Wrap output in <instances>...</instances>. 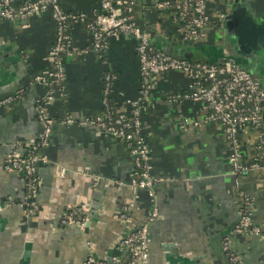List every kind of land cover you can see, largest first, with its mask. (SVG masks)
<instances>
[{"label":"crops","instance_id":"obj_1","mask_svg":"<svg viewBox=\"0 0 264 264\" xmlns=\"http://www.w3.org/2000/svg\"><path fill=\"white\" fill-rule=\"evenodd\" d=\"M155 1L136 0L134 10L154 48L210 63L232 57L264 85V50L260 57L242 54L235 37L218 25H211L200 41H184L169 12L153 7ZM237 2L264 21V0L218 1L211 4L210 12L226 11ZM60 3L71 16L69 33L78 51H68L63 57L64 79L53 80L48 87L33 78L52 66L51 16L0 19V99L14 97L0 103V264H82L88 256L109 261L115 255L126 261L121 239L144 222L153 204L158 215L148 229V264H226L221 248L226 236L243 264H264V233L230 234L243 191L254 199L253 221L264 223V148L256 149V132L246 128L240 132L241 161L258 158L261 167L243 171L237 185L228 162L230 142L221 126L204 121L206 110L201 104L168 97L186 91L189 80L176 71L155 75L141 112L156 178L151 201L144 190L130 184L133 159L123 142L93 125L63 122L64 116L82 120L101 112L106 73L114 75L109 94L113 106L123 97L138 96L135 40L120 33L109 37L102 54L88 50L90 18L74 15L89 14L98 0ZM84 49L88 51L81 52ZM49 91L54 98L44 105L54 120L52 133L42 149L47 161L37 166V210L27 215L24 176L5 170L3 160L12 150L23 151L36 141L41 128L36 102ZM130 202V222L115 218L114 212ZM79 204L89 207L85 225H61L66 209Z\"/></svg>","mask_w":264,"mask_h":264},{"label":"built area","instance_id":"obj_2","mask_svg":"<svg viewBox=\"0 0 264 264\" xmlns=\"http://www.w3.org/2000/svg\"><path fill=\"white\" fill-rule=\"evenodd\" d=\"M218 1L224 0H156L153 7L157 11L169 12L182 40L197 42L207 35L211 25H218L221 30L224 29L228 11L218 10L214 14L210 12L211 4H217ZM135 6L136 0H98V4L89 14L81 12L74 17L81 20L86 17L90 18L86 25L91 35L88 50H93L99 55L107 48L108 39L111 36L125 33L134 38L135 53L139 64L138 96L136 98L123 97L119 105L113 106L109 94L114 75L106 73L101 112L82 120L64 116L63 122L90 124L123 142L133 159L130 184L137 189L144 190L152 201L155 198L156 178L151 172V155L142 129V103L153 87L152 78L155 75L168 71L179 72L189 80L188 89L169 94V99L201 104L206 110L204 121L216 122L221 126L230 142L231 150L228 155L230 172L235 177V183L239 185V174L261 167L258 158H253L246 163L241 161L239 134L244 128L254 130L256 149L264 148V129L261 117L264 106V85L230 57L217 63L193 61L175 57L154 48L151 44L150 33L142 28L135 17ZM42 13H48L55 24L54 42L48 51L52 66L41 70L33 79L36 83L48 87L51 81L64 79L63 57L68 51H78L77 47L72 46L69 33L71 19L69 12L62 8L60 0H0V19L14 20ZM86 50H81V52H86ZM53 98L54 94L49 91L36 102V118L41 125L36 141L23 151L12 150L3 160L5 170L18 171L24 176V204L27 215L35 214L37 210V166L47 161V155L42 149L49 143L54 121L47 114L44 103L52 101ZM12 99L14 97L10 95L1 98L0 103L10 102ZM183 121L188 124L190 120L185 118ZM241 193L243 204L230 234L262 235L264 223H255L250 213L254 199L244 191ZM132 206L131 202L122 204L114 212V217L130 222L129 209ZM88 211L89 207L85 204L70 206L61 217L60 224L63 226L76 224L83 227ZM157 215L158 210L153 204L144 222L123 236L120 243L127 251L126 261H122L116 255L112 256L109 261H100L93 256H88L82 264H148V229ZM221 248L226 264H243L241 255L232 248L228 236L224 237Z\"/></svg>","mask_w":264,"mask_h":264},{"label":"water","instance_id":"obj_3","mask_svg":"<svg viewBox=\"0 0 264 264\" xmlns=\"http://www.w3.org/2000/svg\"><path fill=\"white\" fill-rule=\"evenodd\" d=\"M224 27L226 33H231L235 37L237 47L242 54L252 53L253 55L261 56L262 50H264V21L260 22L257 20L247 5L237 2L231 7L226 14ZM167 53L175 57L181 56V54L179 55L172 52ZM188 59L193 61H203L200 59ZM239 66L247 70L253 77L257 78L246 67L240 64ZM261 117L264 129V106Z\"/></svg>","mask_w":264,"mask_h":264},{"label":"rangeland","instance_id":"obj_4","mask_svg":"<svg viewBox=\"0 0 264 264\" xmlns=\"http://www.w3.org/2000/svg\"><path fill=\"white\" fill-rule=\"evenodd\" d=\"M225 9H226V11H229L230 10V8H228V7H226Z\"/></svg>","mask_w":264,"mask_h":264},{"label":"flooded vegetation","instance_id":"obj_5","mask_svg":"<svg viewBox=\"0 0 264 264\" xmlns=\"http://www.w3.org/2000/svg\"><path fill=\"white\" fill-rule=\"evenodd\" d=\"M230 58H232V57H230ZM233 59V58H232ZM236 62V61H235Z\"/></svg>","mask_w":264,"mask_h":264},{"label":"trees","instance_id":"obj_6","mask_svg":"<svg viewBox=\"0 0 264 264\" xmlns=\"http://www.w3.org/2000/svg\"><path fill=\"white\" fill-rule=\"evenodd\" d=\"M48 14V13H47Z\"/></svg>","mask_w":264,"mask_h":264}]
</instances>
